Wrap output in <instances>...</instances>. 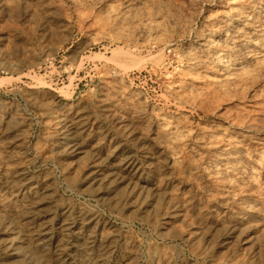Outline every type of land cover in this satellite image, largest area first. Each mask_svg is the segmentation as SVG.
Masks as SVG:
<instances>
[{
  "label": "rangeland",
  "instance_id": "obj_1",
  "mask_svg": "<svg viewBox=\"0 0 264 264\" xmlns=\"http://www.w3.org/2000/svg\"><path fill=\"white\" fill-rule=\"evenodd\" d=\"M0 264H264V0H0Z\"/></svg>",
  "mask_w": 264,
  "mask_h": 264
},
{
  "label": "bare ground",
  "instance_id": "obj_2",
  "mask_svg": "<svg viewBox=\"0 0 264 264\" xmlns=\"http://www.w3.org/2000/svg\"><path fill=\"white\" fill-rule=\"evenodd\" d=\"M48 242V241H47Z\"/></svg>",
  "mask_w": 264,
  "mask_h": 264
}]
</instances>
